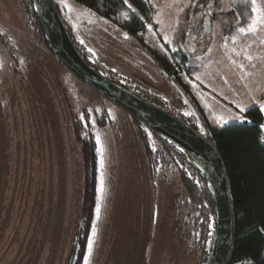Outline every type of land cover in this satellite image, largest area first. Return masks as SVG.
Instances as JSON below:
<instances>
[{"label":"rangeland","instance_id":"374dc122","mask_svg":"<svg viewBox=\"0 0 264 264\" xmlns=\"http://www.w3.org/2000/svg\"><path fill=\"white\" fill-rule=\"evenodd\" d=\"M53 1L88 64L202 134L205 123L186 102L202 109L211 128L224 125L216 117L233 120L232 109L242 117L264 104V25L248 33L253 43L235 49L223 34L229 0H142L150 16L134 35L74 1ZM256 8L249 25L264 13V0ZM24 10L23 0H0V264L68 263L84 187L77 135L86 129L101 149L89 264H205L173 165L159 162L150 172L134 118L58 63ZM150 54L169 63L187 92L172 87ZM181 54L195 70L175 71L172 57Z\"/></svg>","mask_w":264,"mask_h":264},{"label":"trees","instance_id":"16d2710c","mask_svg":"<svg viewBox=\"0 0 264 264\" xmlns=\"http://www.w3.org/2000/svg\"><path fill=\"white\" fill-rule=\"evenodd\" d=\"M71 1L93 10L97 15L132 35L145 30L150 16V11L142 0H128V4H125L124 0ZM23 2L24 11L34 31H36L40 42L49 51L32 1L23 0ZM228 4L230 10L225 14L224 38L228 44L241 51L247 43H253L255 40L254 35L238 32L239 28H247L249 25L253 14L252 3L251 0H229ZM68 33L72 38L73 35L69 29ZM233 37L236 38L235 43L232 42ZM74 45L77 48V44L74 43ZM78 52L82 56L79 50ZM82 58L85 59L84 56ZM148 58L162 71L178 93L179 89L187 92L180 84L179 78H175L176 73L172 72L169 63L155 54H150ZM179 60L185 67V63H190L183 54L179 55ZM186 70L191 72L195 69L190 68L189 65ZM152 103L159 106L154 101ZM201 110L196 109V117H193L198 124L205 123V135L210 139L221 159L231 198L233 234L230 260L250 259L256 264H264V144L259 143L260 130L255 123L246 120L211 128L209 120ZM244 114L253 121H263L262 113L256 106L250 107ZM133 118L134 123L147 130L145 125L135 117ZM139 127L136 128V136L143 149L150 172L155 171L156 164L159 162H169L175 168L199 231L200 258L206 260L205 250L207 253V245L211 238L215 219L209 186L189 157L149 131L157 141L156 148L152 150L149 147V141L141 134ZM192 127L198 129L196 126L192 125ZM77 139L81 146L84 169L83 200L80 226L76 231L67 264H82L97 196L96 179L99 169V153L95 135L89 129L81 130ZM165 155L169 156L170 160Z\"/></svg>","mask_w":264,"mask_h":264},{"label":"water","instance_id":"95a60500","mask_svg":"<svg viewBox=\"0 0 264 264\" xmlns=\"http://www.w3.org/2000/svg\"><path fill=\"white\" fill-rule=\"evenodd\" d=\"M31 1L48 48L58 63L194 163L209 186L215 211L205 264H228L233 234L231 198L221 159L210 139L179 116L100 74L78 52L55 2ZM186 105L196 117L193 108L187 102Z\"/></svg>","mask_w":264,"mask_h":264},{"label":"snow or ice","instance_id":"6c2138e0","mask_svg":"<svg viewBox=\"0 0 264 264\" xmlns=\"http://www.w3.org/2000/svg\"><path fill=\"white\" fill-rule=\"evenodd\" d=\"M124 3L125 4H128V0H124ZM251 3H252V12L253 13H256L257 12V8H256V0H251ZM130 6V5H129ZM65 7H67V5H65ZM257 24H260V25H264V13H261L259 14L258 16H256L254 19H253V22L252 24L248 25L247 29L244 28V27H241L238 29V32L241 33V34H246V33H252V32H255L256 31V25ZM236 41V38L233 37L232 38V42L235 43ZM261 44H264V40H261ZM245 59H248L250 60L251 57L248 56L247 54H245ZM241 71L243 72L244 71V66L241 64L239 65ZM245 111V109L243 107L240 108V112L243 113ZM260 111L261 112H264V104H261L260 105ZM233 119H242V117L240 116H237V117H233ZM216 120L219 124H226L228 123L227 120H224L220 117H216ZM97 144H99V139H97ZM97 152L100 153L101 152V149L98 147L97 148ZM101 186L98 187L97 189V192H102V184H103V180L101 179ZM97 200H98V203H97V209H96V212H97V216H99V212H100V208H99V196L97 197ZM211 227V225H210ZM93 235H95V223L93 224ZM92 244H93V241H92V237L90 236L89 237V241H88V252L87 254H85L84 256V264H89V257L91 255V252H92Z\"/></svg>","mask_w":264,"mask_h":264},{"label":"built area","instance_id":"2783aa9c","mask_svg":"<svg viewBox=\"0 0 264 264\" xmlns=\"http://www.w3.org/2000/svg\"><path fill=\"white\" fill-rule=\"evenodd\" d=\"M172 66L177 73L186 74L187 72L186 67L183 66L182 63H180V61L176 60L175 58L173 59V57H172ZM242 118L248 122H253L257 125V127L260 130L259 143L264 144V120L256 122L245 115H242ZM228 264H256V263L250 259H234V260L229 259Z\"/></svg>","mask_w":264,"mask_h":264},{"label":"crops","instance_id":"0c3cea01","mask_svg":"<svg viewBox=\"0 0 264 264\" xmlns=\"http://www.w3.org/2000/svg\"><path fill=\"white\" fill-rule=\"evenodd\" d=\"M232 111H234V112H236V115H234L235 117L236 116H238L237 114H238V112L236 111V110H234V109H232ZM245 115V114H244ZM233 116V117H234ZM233 122H241L239 119L238 120H230V121H228V123H233ZM228 123H226V124H228ZM226 124H224V125H226ZM221 126H223V125H221ZM221 126H218V127H221Z\"/></svg>","mask_w":264,"mask_h":264}]
</instances>
